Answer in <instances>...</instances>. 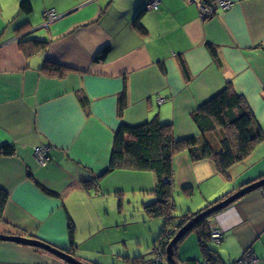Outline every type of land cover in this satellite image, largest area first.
<instances>
[{
	"label": "crops",
	"instance_id": "crops-1",
	"mask_svg": "<svg viewBox=\"0 0 264 264\" xmlns=\"http://www.w3.org/2000/svg\"><path fill=\"white\" fill-rule=\"evenodd\" d=\"M21 1L0 0V146L15 148L13 155L0 154V193L8 194L0 234L37 238L61 249L70 248L72 236L71 254L90 264L76 254L81 233L69 211L92 202L94 189L81 182L99 178L97 194L113 175L122 192L131 187L150 192L157 184L150 171L105 174L121 125L158 118L172 124L177 138L200 135L193 111L227 85L264 122V0H230V8H217L207 18L203 0H159L158 9L149 8L153 0H31L29 14L20 11ZM50 9L59 18L47 28ZM139 13L141 25L135 23ZM24 35L49 46L26 55L19 46ZM105 48V58L97 60ZM40 146L49 148L44 166L35 154ZM263 153L232 167L225 179L214 161L193 163L187 152H179L173 188H193L222 175L230 183L224 195H231L264 175ZM218 180L207 191L224 183ZM210 226L222 231L211 248L225 264L247 249L256 258L250 264H264V187L212 215ZM177 254L181 260H204L196 232ZM0 264L67 263L44 249L0 240Z\"/></svg>",
	"mask_w": 264,
	"mask_h": 264
},
{
	"label": "trees",
	"instance_id": "trees-1",
	"mask_svg": "<svg viewBox=\"0 0 264 264\" xmlns=\"http://www.w3.org/2000/svg\"><path fill=\"white\" fill-rule=\"evenodd\" d=\"M202 5L212 6L214 11L218 8L216 0H203ZM20 11L25 14L31 13L32 1L22 0L20 3ZM141 15L142 13H139L136 19L135 23L137 25H141L139 23ZM27 25L28 23H25L19 28ZM19 46L26 55H30L38 51L46 50L49 46V41L24 35L19 40ZM210 49L213 55L217 56L216 47L210 45ZM107 52L108 48L103 49L96 59H104ZM51 65L53 66V64ZM45 66L49 69L48 64ZM181 67L183 68L185 76L189 78L188 70L183 61H181ZM54 70H58V67H54ZM81 101L86 105L87 99L85 96H81ZM192 119L199 129L200 135L187 138L175 137L172 124L162 123L158 118L137 126L121 125L115 132L111 161L105 173L108 174L117 170H133L150 171L156 174V187L150 191L153 199L144 203V209L151 217L165 218L163 229L154 242L159 244L163 254H166L170 241L183 226L203 211H206L230 195V193L226 194L210 202L198 212L184 214L180 220H176L172 212L175 206L172 183L174 156L184 151L189 154L193 163L212 160L216 163L220 173L227 179H230L229 170L248 159L257 146L264 142L263 127L248 106L245 98L233 91L230 85H227L218 94L193 111ZM14 153V146L10 144L0 146V154L13 155ZM262 178H264V175L255 181ZM81 184L86 190H98L100 187L99 178L82 181ZM184 190L189 196L193 194L192 187H184ZM47 191L52 195L57 194L53 191ZM7 200L8 194L1 192L0 218L4 213ZM220 211L200 218L191 231L186 233L176 244L175 258L180 264H208V261L211 264H225L218 255V252L211 248L212 242H216L213 239V232L217 229L210 226V218ZM73 230L74 225L71 223V234H73ZM193 231L200 238L204 260L198 258L181 260L177 254L179 245ZM75 247L76 244L71 236L70 248L63 250L71 253ZM141 259L145 258H135L133 264H136L138 261L140 262ZM237 261L238 259L232 264ZM166 264L170 263L166 261Z\"/></svg>",
	"mask_w": 264,
	"mask_h": 264
},
{
	"label": "rangeland",
	"instance_id": "rangeland-1",
	"mask_svg": "<svg viewBox=\"0 0 264 264\" xmlns=\"http://www.w3.org/2000/svg\"><path fill=\"white\" fill-rule=\"evenodd\" d=\"M260 123L264 129V122ZM263 152L264 142L259 144L253 153L259 155ZM254 154L252 159H254ZM111 177H107L108 179L105 180V184H110L109 187H102L103 191L100 190L99 194L95 190L91 191V203L85 207L73 204L75 207L72 211L78 214V219L74 217L68 207L76 223L79 222V233H81L77 241L78 253L76 252V254L78 257L83 256V259L91 264H133L135 258H148L151 253L154 255L155 249L159 245L154 242L163 229L165 218L151 217L146 213L144 203L153 199L150 192H143L136 188L135 190L132 187L125 188L124 192L118 191L119 189L114 187L117 184ZM218 178L224 183L216 189L207 191L209 188L206 186L214 181H219ZM218 178L213 176L209 180L198 183L193 187L191 196L185 192L183 186L173 188L175 206L172 212L175 219L180 220L187 213H196L206 207L210 201L213 202L216 198L227 193L230 187H226V185H230V183L227 184L222 175ZM93 222L94 226L91 227ZM191 235L187 238L189 239L187 243L190 246L194 239V236L191 237ZM221 237L222 235L213 239L219 243ZM242 254L240 253L237 259ZM163 255L167 258V253ZM141 263L142 259L136 264Z\"/></svg>",
	"mask_w": 264,
	"mask_h": 264
},
{
	"label": "water",
	"instance_id": "water-1",
	"mask_svg": "<svg viewBox=\"0 0 264 264\" xmlns=\"http://www.w3.org/2000/svg\"><path fill=\"white\" fill-rule=\"evenodd\" d=\"M45 27H49L50 24H44ZM264 187V178L259 179L253 183H250L248 185H245L244 187L240 188L236 192L232 193L228 197L222 199L220 202L217 204L213 205L212 207L208 208L206 211H203L200 215L194 217L192 220H190L185 226H183L177 234L173 237V239L170 241L168 247H167V258L166 260L170 264H180L176 258H175V246L176 244L181 240V238L191 231V229L196 225L197 221L205 217L207 215H210L216 211H220L228 207L229 205L233 204L235 201L238 199L243 198L247 194ZM0 240L3 241H11L15 243H20V244H25V245H30L34 246L37 248L44 249L59 259L65 261L67 264H87L78 258L74 256L71 253L66 252L65 250L47 242L41 239L37 238H32V237H23V236H16V235H8V234H0Z\"/></svg>",
	"mask_w": 264,
	"mask_h": 264
},
{
	"label": "built area",
	"instance_id": "built-area-1",
	"mask_svg": "<svg viewBox=\"0 0 264 264\" xmlns=\"http://www.w3.org/2000/svg\"><path fill=\"white\" fill-rule=\"evenodd\" d=\"M231 5H232V2L230 0H217L218 8L228 9L231 7ZM158 6H159V0H153L150 3L149 8L158 9ZM214 12L216 11H214V8L212 6L202 5V16L204 18L210 17L211 15L215 14ZM45 17H46V23L51 24L59 18V14L55 9H50L46 11ZM35 154H36L37 160L43 166L46 165L48 161H50L49 148L47 146L37 147ZM220 235H222V232L219 230H215L213 232L214 239L219 238ZM157 247L158 248L155 249L156 252L154 253L153 257H151L150 259H142L141 264H164V261L166 262L165 260L166 258L163 255L161 247L159 245ZM246 252L234 264H250L251 262H254L256 260L254 254L252 253V251H250V249L249 250L247 249ZM249 261L251 262L249 263ZM208 264H211V262L208 261Z\"/></svg>",
	"mask_w": 264,
	"mask_h": 264
},
{
	"label": "bare ground",
	"instance_id": "bare-ground-1",
	"mask_svg": "<svg viewBox=\"0 0 264 264\" xmlns=\"http://www.w3.org/2000/svg\"><path fill=\"white\" fill-rule=\"evenodd\" d=\"M216 2H217V0H216ZM232 2V1H231ZM151 3V2H150ZM150 3H149V5H150ZM233 4V3H232ZM232 6V5H231ZM222 232V231H221Z\"/></svg>",
	"mask_w": 264,
	"mask_h": 264
},
{
	"label": "clouds",
	"instance_id": "clouds-1",
	"mask_svg": "<svg viewBox=\"0 0 264 264\" xmlns=\"http://www.w3.org/2000/svg\"><path fill=\"white\" fill-rule=\"evenodd\" d=\"M216 13V12H215ZM245 253V252H244ZM167 261V260H166Z\"/></svg>",
	"mask_w": 264,
	"mask_h": 264
}]
</instances>
